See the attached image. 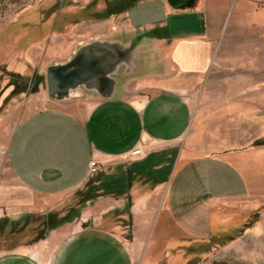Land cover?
Here are the masks:
<instances>
[{
	"label": "crops",
	"instance_id": "obj_1",
	"mask_svg": "<svg viewBox=\"0 0 264 264\" xmlns=\"http://www.w3.org/2000/svg\"><path fill=\"white\" fill-rule=\"evenodd\" d=\"M63 8L67 14L85 10L91 18L70 23L65 32L73 47L56 61L67 60L84 40L145 29L154 33L159 69L129 79L119 99L47 96L22 116L10 141L9 168L20 193L41 199L15 198L9 212L43 215L48 196L81 188L93 176L87 172L91 159L103 162L100 171L116 175L159 153L170 160V172L156 196L130 190L135 231L149 227L153 213L147 210L161 208L166 198L172 213L205 205L207 227L222 203L244 211L264 204V144L254 145L264 138V0H198L184 10L167 0H68ZM107 12L112 14L99 17ZM135 147L142 154L126 163L123 157ZM125 202L99 198L44 238L0 251V264H81L64 260L66 244L92 219L106 216L111 229H118L112 219L129 216L122 212ZM173 234V226L162 228L163 247L174 249Z\"/></svg>",
	"mask_w": 264,
	"mask_h": 264
},
{
	"label": "rangeland",
	"instance_id": "obj_2",
	"mask_svg": "<svg viewBox=\"0 0 264 264\" xmlns=\"http://www.w3.org/2000/svg\"><path fill=\"white\" fill-rule=\"evenodd\" d=\"M67 3L68 0H0V251L42 235L46 215L57 220L69 213L65 221L55 226L58 227L74 220L89 204L109 196L123 197L126 202L122 212L129 216L112 219L115 226L120 225L118 229H111L110 220L103 215L100 220H90L83 232L66 244L64 260L81 264H264V204L244 211L222 203L207 227L209 213L205 205L189 204L180 214L172 213L174 210L166 198L161 208L147 210L153 213L149 227L133 229L130 208L134 201L129 199L130 190L135 196L141 189L156 196L155 188L169 174L165 163L168 159L162 158L161 153L153 155L139 173L138 167L131 164L129 168H136V173L133 172L128 189L122 192L111 191L81 202L90 180L94 184L102 178L116 179L118 173L102 170L90 174L93 176L81 188L65 191L56 198L48 196L49 205L43 215L38 212L26 217L20 214V208L9 212L8 202H14L15 198V203L28 199L39 203L41 199L37 193L24 195L17 189V178L9 168V145L21 117L47 100L45 66L67 56L73 47L66 29L74 21L91 18L85 10L65 13L63 6ZM164 186L167 188L168 182ZM166 225L173 226V250L162 246L165 238L158 240ZM176 234L179 236L174 237Z\"/></svg>",
	"mask_w": 264,
	"mask_h": 264
},
{
	"label": "water",
	"instance_id": "obj_3",
	"mask_svg": "<svg viewBox=\"0 0 264 264\" xmlns=\"http://www.w3.org/2000/svg\"><path fill=\"white\" fill-rule=\"evenodd\" d=\"M175 10L195 8L198 0H167ZM153 31L117 29L108 36L79 42L70 57L45 68L48 98L68 101L94 96L105 100L124 95V84L159 69Z\"/></svg>",
	"mask_w": 264,
	"mask_h": 264
},
{
	"label": "trees",
	"instance_id": "obj_4",
	"mask_svg": "<svg viewBox=\"0 0 264 264\" xmlns=\"http://www.w3.org/2000/svg\"><path fill=\"white\" fill-rule=\"evenodd\" d=\"M110 14H112V12H107L104 16L99 14L100 15L99 17H106V16H109ZM259 144H264V138H261L258 141L254 142V145H259ZM152 158H153V156L151 157L150 155H148L147 158L142 162H133V163L131 162V164L137 166L138 168L137 169L134 167L129 168L131 166V164H130L124 170L118 172L116 179L109 180L108 178H102L101 180H99V182L94 183V184L91 183V180H90L88 182L87 189L81 195V202L83 203L85 200H89L90 198H93V197L98 196V195H103L105 193H111V191H113L114 193H117V192H122L125 189H128V186L130 185V181L132 180L133 172L136 173L135 169L139 173V171L145 167V164L150 162L151 161L150 159H152ZM160 161L161 160H159V162ZM169 161L170 160H168V162ZM169 169L170 168L168 166V173L170 172ZM72 211H73L72 213L75 212V210H72ZM68 215H69V213L61 216L60 219H57V220H53L52 219L53 217L50 218L48 215H46L44 223H43L44 227H45L44 233L42 235H40L38 238L32 239V241H35L37 239L44 237L47 230H49V229L59 225L61 222L65 221L67 219L66 216H68ZM29 216H31V215H27L26 217H29ZM26 224H28V222ZM245 225L247 226L248 222L246 224L244 223V226ZM242 229H244V228H242ZM32 241L28 242V243H32Z\"/></svg>",
	"mask_w": 264,
	"mask_h": 264
},
{
	"label": "built area",
	"instance_id": "obj_5",
	"mask_svg": "<svg viewBox=\"0 0 264 264\" xmlns=\"http://www.w3.org/2000/svg\"><path fill=\"white\" fill-rule=\"evenodd\" d=\"M142 154V149L140 147H135L130 150L127 156H124V160L126 163H129L131 160H133L134 157L140 156ZM103 166V162L96 159H91L88 162L87 172L89 174H96L98 173Z\"/></svg>",
	"mask_w": 264,
	"mask_h": 264
}]
</instances>
